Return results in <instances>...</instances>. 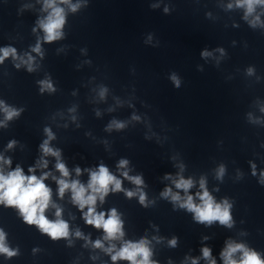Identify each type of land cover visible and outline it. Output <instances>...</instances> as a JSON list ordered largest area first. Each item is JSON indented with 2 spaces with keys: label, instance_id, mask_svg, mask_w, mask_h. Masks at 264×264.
Masks as SVG:
<instances>
[{
  "label": "clouds",
  "instance_id": "obj_1",
  "mask_svg": "<svg viewBox=\"0 0 264 264\" xmlns=\"http://www.w3.org/2000/svg\"><path fill=\"white\" fill-rule=\"evenodd\" d=\"M70 0H60V3L69 4ZM264 4V0H238V5L247 6V12L253 11L254 5ZM78 5H71L72 11H76ZM45 8H51L52 11L45 21L40 22V27L43 29L45 36L44 39L47 42H52L59 39L62 36L60 31L65 23L64 10L56 6V0H45ZM167 11V9H166ZM36 53L40 54V44L37 43L33 49ZM2 55H0V63L9 55L15 57V49L5 48L0 49ZM203 56H208L210 53L203 52ZM32 57L29 56L27 61L24 63L28 64V70L32 71ZM19 67V65H17ZM251 72V69L249 70ZM173 82L176 86H179L178 79L173 76ZM41 92L45 90L54 91L52 84L45 80L41 81ZM103 94V93H102ZM0 109L5 113V120H11L19 115V112L15 109L9 108L4 105L3 101H0ZM115 123V122H114ZM117 128H122L123 125L116 123ZM48 134V140L40 146L44 156H54L57 158L56 169L61 173V179L56 182L58 184V192L63 197L66 190H71L72 202L78 205L79 209L83 210L87 207V211L83 212V218L89 225L94 226L97 229H103L105 236L104 239L108 241L118 240L123 237L122 221L120 220L115 209H112L107 214L105 219V213L96 212L97 199L100 202L104 201L105 196L110 191H121L122 182L120 179L112 175L108 168L101 165L97 171L90 173V179L85 187L78 180L69 182L66 178L69 176V171L65 164L60 162V153L58 150H54L49 147V140L53 139L52 133L49 129H45ZM15 142H10L8 147L11 148ZM3 160V157H0ZM6 164H10V160L3 161ZM128 164L127 160H121L119 162V168H125ZM40 167H47V161L42 160L39 165ZM29 172H34V169L30 168ZM224 169H219L218 175H223ZM77 175H80V169H76ZM50 173H44L42 176L37 177L36 175H24L23 170L18 166L14 171L4 174L0 170V204L7 207H14L19 210L20 215L23 217L25 223L29 225H35L42 233L47 234L53 240L60 238H67L69 236V225L64 220L60 219L61 210L57 208L55 221H50L45 216V211L48 209L51 201V189L44 183ZM122 175L129 179L132 183L139 186L143 183L140 176H129L127 171H124ZM53 179H56L53 177ZM177 189H182L185 192V197H181L179 193H173L171 188H166L161 195L164 197H171L173 202H178L181 208H186L189 212L194 213V219L200 223L211 224L214 221H219L221 225L231 227L232 217L230 215V204L225 200L222 204L216 203L214 198L205 188V181H200L201 192L196 193L199 197L200 203L194 202L192 195H188V190L193 186L191 179L180 178L179 180L173 181ZM139 191V189L137 190ZM129 198L137 195V192L127 191L125 193ZM139 200L141 204L145 203V194L139 191ZM76 236L80 237L81 233L76 232ZM170 245L175 246L176 240L172 239ZM148 242L141 239L139 242H125L122 247L111 256L113 262L117 260H126L130 264H155L154 261L150 260L152 255L151 250L147 246ZM96 248H103V244L100 240H97L94 244ZM115 249V245H110L106 252L112 253ZM241 252V258L239 260L233 259V254ZM0 254H5L7 257L15 256L17 253L6 246L5 233L0 230ZM202 254L205 259H209L211 256V250L207 247L202 249ZM224 260V264H264V260L261 259L260 255L252 250H249L243 244L229 243L225 250L221 253ZM192 264H197L194 259ZM210 264H215L214 260H210Z\"/></svg>",
  "mask_w": 264,
  "mask_h": 264
}]
</instances>
